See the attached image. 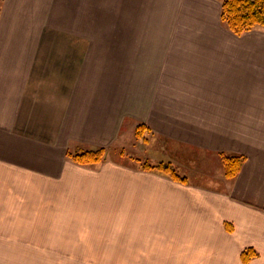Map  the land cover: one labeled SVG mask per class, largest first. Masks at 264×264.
<instances>
[{"label": "crops", "instance_id": "1", "mask_svg": "<svg viewBox=\"0 0 264 264\" xmlns=\"http://www.w3.org/2000/svg\"><path fill=\"white\" fill-rule=\"evenodd\" d=\"M222 3L0 0V264H264V32ZM140 125L184 180L112 157Z\"/></svg>", "mask_w": 264, "mask_h": 264}, {"label": "trees", "instance_id": "2", "mask_svg": "<svg viewBox=\"0 0 264 264\" xmlns=\"http://www.w3.org/2000/svg\"><path fill=\"white\" fill-rule=\"evenodd\" d=\"M221 21L225 27L234 35L240 36L245 32L252 31L256 28H264V0H225L222 4ZM146 131V126L140 125L136 129L138 136L143 135ZM109 155V150L106 148L96 149H77L67 151L66 156L72 162L82 166H95L104 162ZM124 152L120 151L119 156H123ZM224 176L228 180H233L239 174L242 165L245 161L244 156L240 155H221ZM141 166L145 170H156L170 175L175 179H182L176 172L172 164L158 162L151 164L148 161L142 160ZM257 253L253 249H247L242 254L244 263H248L252 258L256 257Z\"/></svg>", "mask_w": 264, "mask_h": 264}, {"label": "rangeland", "instance_id": "3", "mask_svg": "<svg viewBox=\"0 0 264 264\" xmlns=\"http://www.w3.org/2000/svg\"><path fill=\"white\" fill-rule=\"evenodd\" d=\"M224 1L225 0H223V2ZM256 29H260L261 31L264 32V28H262V27H259ZM256 29H254V30H256ZM158 146H160V149ZM116 147H117L116 148L117 150H114L115 149L114 148L113 152L111 151L113 158L121 159V157H124V158H122V160H127V161L131 160V162H135V163L140 164V165L142 164V163H140V162H142V160L148 161L151 164H157L158 162H162V160H164L165 161V162L163 161L164 163L171 164L172 163L171 161H173V159H174L173 156H171L172 158H170V157H167L168 159L165 158L166 156H164L163 153H166V151H168L167 150V142L164 140L162 141L161 139L159 140V137L155 132L150 133V132L145 131L143 133V135L141 134V136H138L136 134V130H135L134 133L132 134L131 140L126 141V142L121 143V144H118V145H116ZM120 151L124 152L123 156H119ZM191 155L192 154L190 153L189 156H191ZM194 155L195 154H193V156ZM221 155L219 158L220 161L218 160L217 163H215V165H217L218 168H219V166L221 168H223ZM107 158H108V156H107ZM154 159H156V160H154ZM169 159L170 160L172 159V160L170 161ZM179 159H182V158H179ZM155 161H157V162H155ZM223 171H224V169H223ZM178 172H179V176H181V175L185 176V174H183L180 169Z\"/></svg>", "mask_w": 264, "mask_h": 264}]
</instances>
